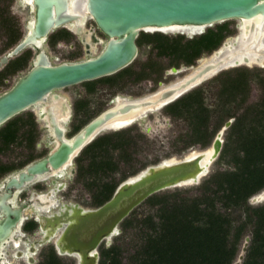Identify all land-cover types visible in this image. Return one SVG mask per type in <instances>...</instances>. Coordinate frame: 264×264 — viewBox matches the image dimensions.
<instances>
[{"label": "trees", "instance_id": "1", "mask_svg": "<svg viewBox=\"0 0 264 264\" xmlns=\"http://www.w3.org/2000/svg\"><path fill=\"white\" fill-rule=\"evenodd\" d=\"M232 33L228 21L190 39L142 33L137 44H152L157 57L168 58L173 66H193ZM134 66L83 85L95 91L100 82L124 76L142 81L162 74L153 59L142 63L139 71H133ZM216 80L220 88L214 108L207 105L205 90L199 87L163 109L175 124H184L166 152L131 126L98 136L77 157L75 182L91 194L84 205L98 208L121 183L147 167L193 148H209L234 119L216 160L218 166L227 167L216 169L191 193L165 190L146 199L120 224L122 233L114 243L100 245L99 264H234L247 237L242 264H264V204L249 202L264 190V77L237 68L222 72ZM254 82L261 94L252 102ZM39 257L38 264H76L74 259L60 257L53 245L45 247Z\"/></svg>", "mask_w": 264, "mask_h": 264}, {"label": "water", "instance_id": "2", "mask_svg": "<svg viewBox=\"0 0 264 264\" xmlns=\"http://www.w3.org/2000/svg\"><path fill=\"white\" fill-rule=\"evenodd\" d=\"M64 5L63 0L38 2V47L51 29L79 19L75 12L80 10L95 20L109 41L98 56L79 62L53 65L42 52L34 66L16 85L0 96V125L33 106H44V111L51 117V135L57 144L46 157L18 174V187L32 182L35 176L36 182L56 176L72 165L81 151L102 133L130 126L147 113L163 109L225 69L251 64L250 56L246 52L264 54V0H71L72 7H66L73 14L72 18L61 13ZM52 8L57 12L56 19ZM232 20L239 21L243 28L242 36L238 37L244 42L241 46L235 40V46L231 47L234 50L221 56L219 51L231 46L230 41H226L215 52L217 60L214 59L200 68L194 67L183 78L153 94L140 98L117 99L116 105L99 114L72 137H66L67 129L56 118L55 102L59 97L53 95L54 91L112 76L128 67L138 55L136 40L141 32H188L197 36L203 34L207 28ZM191 29L193 30L190 31ZM247 38L251 41H247ZM28 44L26 39L8 56L2 58L0 67L8 61V57L17 55ZM235 56L242 57L244 63L235 60L234 64L232 61L236 59ZM173 72L181 71L173 69ZM51 98L53 103L50 102ZM233 121L234 119L227 122L224 129H228ZM112 126L117 128L110 129ZM224 129L217 134L212 144V154L206 162L205 151L197 152V157L187 155L183 159H164L121 183L112 198L101 207L85 209L76 204H66L58 212L44 217L43 214L49 212V205H45L48 208L43 207L38 215L40 227L45 232L39 245L43 246L55 239L54 245L59 255L74 257L76 264H99L98 248L101 243L109 241L119 233L120 224L136 207L156 193L200 183L208 174L210 164L221 153ZM257 195L264 201V190ZM42 199L37 197L36 201L42 203ZM20 222L22 223V219ZM2 223L0 240L10 237L15 226V222L10 219ZM53 228L60 230L57 235L54 234L56 230L53 233L49 231ZM249 240V237L245 239L234 264H242ZM37 250L36 246V252Z\"/></svg>", "mask_w": 264, "mask_h": 264}, {"label": "flooded vegetation", "instance_id": "3", "mask_svg": "<svg viewBox=\"0 0 264 264\" xmlns=\"http://www.w3.org/2000/svg\"><path fill=\"white\" fill-rule=\"evenodd\" d=\"M39 1L40 0H0V60L8 56L26 39H28L29 42L20 53L8 57V61L0 67V96L9 92L16 85V83L34 66L42 52L45 53L48 60L53 65L79 62L98 56L109 41V38L98 28L95 20L89 14L83 13L80 10L75 12L79 19L71 20L68 23H63L57 28L51 29L42 45L38 47L36 44V18ZM63 2L65 5L61 13L71 16L72 18L73 14L68 10V8L72 7L71 0H63ZM53 8L55 9V7ZM53 8L52 13L54 19H56L57 12ZM240 25L241 23L236 26L238 35L230 37L232 36L230 34L223 43L226 41H235L242 34ZM142 33L154 34L156 32H141L140 35ZM178 35H183L187 39L196 36L188 32H180ZM223 43L221 46H223ZM144 45L153 49L152 44ZM137 46L138 57L143 46L141 47L138 44ZM220 47L213 51L210 57L213 56ZM136 59L132 62V64L135 65L133 71H139L141 68V65L136 67ZM263 63L264 60L257 64L261 66ZM249 65L250 64H241L240 66L231 67L229 69L232 70L245 67L248 69V67H250ZM229 69L225 70L229 71ZM225 70L221 71L220 74ZM249 70L255 73L254 70ZM257 75L264 77V75L260 73V70ZM133 79H130L129 76H124L112 81L100 82L96 85L95 91H88L83 83L79 85L84 87L85 93L92 94L99 88H113L126 81L139 82ZM62 90L53 92V95L55 94L59 97V100L55 102L59 105V112L64 113L65 118L67 117L66 121H61L62 119L60 120L58 118L59 114L55 109L59 124L66 129H70L69 124L72 122L74 113L78 111L85 114L86 121L82 120V123L73 126V130H75L77 126L73 135L78 133L84 126L106 109L116 105L117 99L128 98L115 96L112 99L110 107L101 110L95 117L87 119L89 103L83 98V93L80 92V94L76 96L75 103H72L67 97L60 93ZM50 102L53 103V98H51ZM44 109V106H33L0 125V224H3L2 222H7L8 219L15 222L11 236L0 240V264H38L40 260L39 255L45 248L39 250L40 253L37 256L39 259L36 260V255L38 253V250L36 252V246L39 249V241L45 236V232L40 227L38 215L43 206L47 204L49 205V210L56 208L58 209L57 212L63 205L68 204L64 203L63 199L60 200L57 195L60 192H64L66 189V183L59 182L58 179L64 175L70 176V174H72L73 168L70 169L69 166L60 171L56 176H49L37 182L35 176L32 182H26L24 185L18 187L20 184L18 174L37 160L46 157L57 145L54 137L51 135V117ZM40 123H42V125H40ZM66 137L70 138L68 136V131L66 132ZM43 147L46 148L47 151L41 155L40 151ZM77 157L74 160H76ZM14 178L16 179L14 180ZM37 197L41 199L44 198L42 199L44 201L42 203L36 201ZM51 214L45 213L43 215L45 217L51 216ZM21 219L22 223L20 222ZM42 221L46 224L44 219ZM36 223L38 224L37 228ZM34 224L35 226L32 227ZM39 233L41 238L36 240V235Z\"/></svg>", "mask_w": 264, "mask_h": 264}, {"label": "rangeland", "instance_id": "4", "mask_svg": "<svg viewBox=\"0 0 264 264\" xmlns=\"http://www.w3.org/2000/svg\"><path fill=\"white\" fill-rule=\"evenodd\" d=\"M229 22H230V28L233 29V34H231L232 36H230V37H235L236 35H238L237 30H236V26L240 22L237 20H232ZM164 34L171 36V37L178 35V33H164ZM210 55L211 54L203 55L202 58L199 60L200 62L196 61L195 65H193V66H186L184 64H181L179 67H176V66H173L171 64V61L168 58H163V59L158 58L156 55V51H153V49L147 45H143V47L141 48V52L136 59V62H137L136 67L137 66L139 67L142 63L153 59L156 61V64H158L162 68V74L154 75L148 79H145V80H142L139 82L126 81L123 84H120V85L115 86L113 88H107V87L99 88L96 92H94L92 94L85 93V89L82 85L66 88V89L62 90L60 93L63 96L67 97L70 100V102L75 103L76 96H78V94H80V92H82L83 98L86 99L89 103V111L87 114V119H91L92 117H95L101 110H104V109L110 107L112 104V99L115 96L128 97V99H131V98H140V97H144V96L153 94L156 91H158L161 87L169 85L171 83H174L175 81H177V80L183 78L184 76H186L187 74H189L193 70L194 67H197L200 65L202 59H207L210 57ZM249 66L250 67H248V69L254 70L255 73H258L260 70V73H262V75H264V63L261 66H259L257 63H252ZM175 68H177L181 72L180 73H174L173 69H175ZM229 70H231V69H229ZM232 70H234V69H232ZM219 74L220 73H218L216 76H213L210 79L204 81L203 83H201L199 86L196 87V88H199V87L204 88L205 96H206V103L211 108H214L217 105V101H218L217 92L220 88V85H219L218 81L216 80V78ZM254 83L255 84L252 85L251 93H250V101H252V102L259 99L260 94H261L260 88L257 86L256 82H254ZM196 88H194V89H196ZM82 120L83 121L85 120V114L82 112H78V111L75 112L74 116L72 118V122L69 124V127H70V129H68V136L69 137L72 136L73 133L75 132V130L77 129V126H76L75 127L76 129L73 130V126L75 124L77 125V124L82 123ZM40 125H42V123H40ZM179 125L180 126L175 124L173 122L172 118L167 116L164 113V110L161 109V110H158L155 112L147 113L143 118L138 119L136 122L130 124V126L124 127L122 129H126V128L131 127V126H136V129L139 131V133L145 135V137L150 142H153V143L156 142L157 148L161 147L160 151L163 149V151L166 152L168 150V147L170 144L169 142L174 138L176 131H178L179 129L181 130V128L184 126V124H179ZM122 129H119V130H122ZM223 129H224V127L222 128V130ZM119 130H108L102 134L111 133V132H115V131H119ZM224 130L225 131H224V134L222 137L223 144L225 141V133H226L227 129H224ZM210 148H212V145L205 150H200L199 148H193L192 150L186 152L182 156L176 155V156H173L171 158L183 159L184 157H186L187 155H189L192 152L206 151ZM46 151H47V149L43 147V149H41V151H40V154L42 155V154L46 153ZM147 155L149 156V158H152V156H153L152 153H148ZM218 157L216 158V160L218 159ZM216 160H214L210 164V167L208 169V174L201 179L199 184L180 186L177 188H172L170 190L174 191V190L180 189L184 192L188 191L191 193V191L195 187H198L203 182V180L205 178H207L210 174H212L216 169H219L221 167V169L223 170L227 167L226 165L224 166V165H220V164L218 166V164L216 163ZM69 168L70 169L73 168L74 173L72 172V174H70V176L64 175L58 179L59 182H65L66 183L65 191L58 193V195H57L58 198H60V200L63 199L64 203H68L70 205L76 204V205H79L80 207H83L85 209H92V207L84 205L85 202H88L91 200V194L81 184H78L75 182L76 171H77L76 160H74V163L72 165H70ZM194 192H195V190L192 193H194ZM249 202L253 206H258V205L264 204V201H262V199H260L258 195L253 196ZM57 210L58 209H56V208L51 209L48 212V214L49 213L50 214L55 213V212H57ZM140 211L142 212L143 209L141 208ZM121 233H122V230L120 229V226H119V233H117V235L112 237L109 241H104L102 243H105V245L107 247L112 245L115 241V238L120 236ZM40 238H41V235L39 233L36 235V240H39ZM54 241H55V239H52L51 241L47 242L43 246L39 247L38 253L36 255V260L39 259L37 256L39 255V253H40L39 250H41V248H44V247H47L50 245H53L55 247ZM241 250H242V248H241ZM98 252H99V248H98ZM59 256L62 258L74 259L76 262V259L74 257H70L67 255L66 256L65 255H59Z\"/></svg>", "mask_w": 264, "mask_h": 264}, {"label": "bare ground", "instance_id": "5", "mask_svg": "<svg viewBox=\"0 0 264 264\" xmlns=\"http://www.w3.org/2000/svg\"><path fill=\"white\" fill-rule=\"evenodd\" d=\"M241 26V25H240ZM193 29H191L190 31H192ZM243 30V28H241V31ZM242 33V32H241ZM241 36H242V34H241ZM237 40V42H238V45H242L244 42H242V38H238V39H236ZM247 41H251V39L249 40L248 38L246 39ZM249 43V42H248ZM230 44H231V46L229 47H227V48H225V49H221L220 51H219V53H220V55L222 56V55H224L226 52H231V51H233L234 49H231V47L232 46H235L234 45V41H232V42H230ZM247 47H248V44H247ZM264 47V44L262 45V48ZM263 50V49H262ZM260 53H262L261 51H260ZM246 54L247 55H249L250 57V63H256V62H262L263 60H264V54H258V53H249L248 54V52H246ZM235 55V54H234ZM260 57V58H259ZM217 55L215 54V55H213V56H211V57H209V58H207V59H202V61H201V63H200V65L198 66V68H200V67H202L204 64H206V63H208V62H210V61H212V60H217ZM235 58L236 59H234L232 62H234V64H235V60H238V62L240 61V63H244V61L242 60V57H239V56H235ZM260 59V60H257V59ZM196 69V68H195ZM166 87H168L167 85L166 86H163V87H161L162 89H164V88H166ZM58 107H59V105L58 104H56L55 103V109H56V111L58 112V114H59V119L61 120V121H66V119H67V117L65 118L64 117V113H60L59 111L60 110H58ZM45 110V109H44ZM56 112V113H57ZM115 128H117L116 126H112V127H110V129H115ZM67 131H68V129H67ZM212 151H213V149L212 148H210V149H208L207 151H205V152H207V158H206V160H205V162L209 159V157H210V155L212 154ZM197 154H199V153H197V152H194V153H191V154H189V155H191V156H193V157H197L196 155ZM201 166H203V164L201 163ZM204 167V166H203ZM202 167V168H203ZM67 168V167H66ZM189 183H191V182H189ZM46 198V197H45ZM54 206V205H53ZM44 208H48V207H46V206H43ZM47 210V209H46ZM50 211V210H49ZM56 229L55 228H53V229H50L49 231L51 232V233H53L54 231H55ZM58 230V229H57ZM55 231V233L54 234H58V232L60 231V230H58V231ZM49 232V233H50Z\"/></svg>", "mask_w": 264, "mask_h": 264}]
</instances>
